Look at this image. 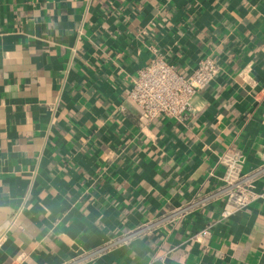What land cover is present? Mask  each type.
Returning <instances> with one entry per match:
<instances>
[{
    "label": "crops",
    "instance_id": "obj_1",
    "mask_svg": "<svg viewBox=\"0 0 264 264\" xmlns=\"http://www.w3.org/2000/svg\"><path fill=\"white\" fill-rule=\"evenodd\" d=\"M150 44L182 75L220 68L184 125L145 124L127 97ZM235 150L264 165V0H0V264L101 247L213 188ZM220 211L86 264H264V201Z\"/></svg>",
    "mask_w": 264,
    "mask_h": 264
},
{
    "label": "built area",
    "instance_id": "obj_2",
    "mask_svg": "<svg viewBox=\"0 0 264 264\" xmlns=\"http://www.w3.org/2000/svg\"><path fill=\"white\" fill-rule=\"evenodd\" d=\"M149 63L142 67L132 80L127 97L141 112L145 124L157 121L184 125L193 114V98L208 88L218 77L220 68L211 58L200 59L189 76L180 74L168 63L152 44ZM246 156L241 150L226 151L218 158L217 166L222 173L218 183L208 191L200 192L178 208L152 220L128 229L101 247L67 260L63 264H86L104 252L129 246L135 240L166 228L181 225L193 214L214 204L221 205L220 219L247 211L254 203L264 201V190L257 191L256 182L264 177V165L251 172L244 171ZM212 225L201 228L190 241L207 245L212 237ZM6 234L0 235V247Z\"/></svg>",
    "mask_w": 264,
    "mask_h": 264
}]
</instances>
